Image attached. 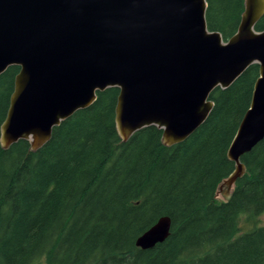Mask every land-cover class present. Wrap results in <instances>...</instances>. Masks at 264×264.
I'll return each mask as SVG.
<instances>
[{
    "label": "trees",
    "instance_id": "1",
    "mask_svg": "<svg viewBox=\"0 0 264 264\" xmlns=\"http://www.w3.org/2000/svg\"><path fill=\"white\" fill-rule=\"evenodd\" d=\"M209 30H237L244 0H205ZM255 30L264 29V15ZM19 66L0 74V124ZM259 65L214 88L212 109L184 140L167 145L148 125L123 141L115 126L119 88L96 93L32 149L0 143V264H264V225L241 231L238 217L264 212V137L240 162L227 198L218 184L234 169L227 149L249 108ZM170 233L154 247L135 241L159 217Z\"/></svg>",
    "mask_w": 264,
    "mask_h": 264
},
{
    "label": "water",
    "instance_id": "2",
    "mask_svg": "<svg viewBox=\"0 0 264 264\" xmlns=\"http://www.w3.org/2000/svg\"><path fill=\"white\" fill-rule=\"evenodd\" d=\"M205 0H0V74L19 66L0 143L44 145L54 126L89 106L96 93L118 87L115 126L125 141L156 125L172 145L207 117L211 91L259 65L249 108L227 149L231 187L241 156L264 137V0H244L235 33L224 41L207 28ZM170 218L139 235L137 247L163 242Z\"/></svg>",
    "mask_w": 264,
    "mask_h": 264
},
{
    "label": "rangeland",
    "instance_id": "3",
    "mask_svg": "<svg viewBox=\"0 0 264 264\" xmlns=\"http://www.w3.org/2000/svg\"><path fill=\"white\" fill-rule=\"evenodd\" d=\"M234 185V184H233ZM233 185L231 187H227L226 184L223 183V180L218 184L216 192H215V199L216 202H221L225 200L230 192L233 189ZM238 225L241 231H246L252 228L253 226H260L264 225V212L258 215L255 218H248L245 215H240L238 217ZM32 264H46V260L44 257H41L34 261Z\"/></svg>",
    "mask_w": 264,
    "mask_h": 264
}]
</instances>
